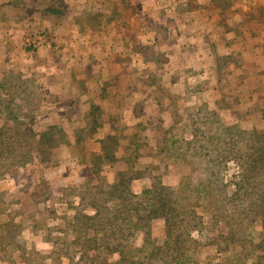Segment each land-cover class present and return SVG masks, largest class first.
<instances>
[{"label": "rangeland", "instance_id": "obj_1", "mask_svg": "<svg viewBox=\"0 0 264 264\" xmlns=\"http://www.w3.org/2000/svg\"><path fill=\"white\" fill-rule=\"evenodd\" d=\"M52 5L63 14L45 11ZM263 33L264 0H0V264H127L142 243L112 239L110 229L125 227L120 220L107 226L112 217L103 206L124 205L132 220L138 212L140 232L163 244L165 221L145 208L159 203L164 186L186 177L191 191L206 175L184 149L183 165L170 163L172 140L196 135L198 144L216 133L202 116L264 132ZM248 37L253 43L243 44ZM19 141L31 154L25 166ZM243 166L222 161L214 192L232 194ZM213 199L197 191L193 213L180 217L200 249L230 226L208 207ZM93 204L100 214L92 221ZM79 226H97L99 251L82 249ZM260 226L247 216L231 229ZM103 242L125 256L108 255Z\"/></svg>", "mask_w": 264, "mask_h": 264}, {"label": "trees", "instance_id": "obj_2", "mask_svg": "<svg viewBox=\"0 0 264 264\" xmlns=\"http://www.w3.org/2000/svg\"><path fill=\"white\" fill-rule=\"evenodd\" d=\"M45 11L63 14L53 8V5L49 6ZM30 50L33 49L30 48ZM201 118L205 120L203 122L204 126L213 122L219 130L216 133L209 134L206 141H197L198 144H195L196 135L190 137L189 140L185 138L172 140L175 149L170 151L169 156L166 154V157L170 163L183 165L178 155L180 153L179 150H186L188 153V157H185L186 160L189 158L193 159L192 163L196 162L199 165L203 162L206 169L204 180L198 181L194 186L191 185L192 192L186 188L188 186L187 181H185L186 177L180 179L179 183L175 185L164 186L161 190L163 196L159 198V203H150L152 205L149 204V208H145L149 218L162 217L165 221V240L163 244L159 242L160 240H157V244L149 241V232H146V234L145 232H140L138 227V222L142 216L138 212H134L132 214L137 216V220H132L133 216L126 212L127 209L123 207L124 205H120L116 210H109L108 208L107 210L102 204L104 210L112 217L110 220L106 219L104 221L105 224L112 226L120 220L125 227V230L110 229L109 235L116 242H119V240L130 242L131 237L136 236L140 243H142L140 248H136V246L133 248L136 254L140 255V264H264V132L248 128L237 130V126L234 125V123L238 122L237 120L229 123L225 122V120L223 121L221 116L216 121L208 119L205 116ZM198 120L201 121L199 117L194 118V124ZM221 120L223 122H220ZM237 140L241 141L238 142ZM21 142L19 141L17 144L18 157H21L18 163H21V166H25L28 164L27 161L31 154L27 148L23 147L24 144ZM178 142H184L185 146H189L190 149L179 146ZM101 149L102 154L108 152L106 146H103ZM171 159L173 160L171 161ZM230 159H237L239 162L243 161L245 163V166H243V176L235 183V190L232 194L223 192L218 195V192L216 191L215 193L214 191L218 187L220 188L222 184H220L219 176L217 175L216 177L214 172H216L218 165L222 161L227 163ZM187 163H191V161H187ZM193 167L197 169L196 166L193 165ZM215 182H217V185ZM153 191L148 190L147 195L158 197L159 194L153 193ZM197 191L207 195L210 199L213 196L214 199L208 207L214 205L216 212H221L224 215V223L230 225L226 233L219 235L218 242L209 238L208 242L201 244L204 248L209 247L210 251L213 250L215 253H219L221 255V262L211 261L209 255L204 250L201 252L203 248L200 249L199 246L201 241H197L196 238L191 236V228L185 225L184 220L180 218L181 216L193 213V210L190 211L189 209L196 206L192 202V198ZM107 201L116 202L117 198L110 196ZM156 205L159 206L156 208ZM212 209L211 207L210 217L212 225H216V220H214L215 212ZM92 211H94V214H92L93 221L100 214V211L94 204L92 205ZM162 214L164 215L162 216ZM148 216H145V218L148 219ZM247 216L258 217L261 225L258 228L259 230L255 229L254 233H248L244 229L245 232L239 230L237 231L239 235L236 234L231 228L234 226L235 229H239L244 224L245 217ZM95 227L92 229V232H89V228L83 229L81 226L78 227V230H81V233L85 237V243L81 244L82 249H89L92 246V251H99L98 245L100 246V241L97 239V233L100 230L97 226ZM122 232L124 233L121 234ZM221 243L223 247L219 246ZM102 245L107 248L108 255L125 256L126 250L124 249L118 250L107 247V242H103ZM236 246H245V248L239 251ZM147 247L148 249H146ZM204 253L206 257L202 261ZM134 256L128 258L127 264L134 263Z\"/></svg>", "mask_w": 264, "mask_h": 264}, {"label": "crops", "instance_id": "obj_3", "mask_svg": "<svg viewBox=\"0 0 264 264\" xmlns=\"http://www.w3.org/2000/svg\"><path fill=\"white\" fill-rule=\"evenodd\" d=\"M209 2L211 1V0H208ZM28 5L30 6L29 7V9L31 8V6H32V4L31 3H28ZM202 8L204 7V3H202ZM203 16H204V13H203ZM208 18H209V16H207ZM211 19H214V18H211ZM219 23V21L217 22V24ZM205 28V27H204ZM216 28H218V27H216ZM219 30V29H218ZM207 32H208V30H207ZM206 32V33H207ZM225 35H226V33H224ZM264 34V33H263ZM240 35V32H235L234 34H232V33H229V35H228V37L231 39L230 40V43H229V47L230 46H232V48L233 49H235V47L237 46V45H239V41H238V36ZM250 38L251 37H248L247 39H244V38H242V42H243V44L245 43V40L247 41H250L251 42V40H250ZM253 42H251L249 45H251ZM209 45L208 44H206V45H204V49H207V47H208ZM223 47H225V44L223 45ZM202 49H203V47H201ZM203 49V50H204Z\"/></svg>", "mask_w": 264, "mask_h": 264}]
</instances>
